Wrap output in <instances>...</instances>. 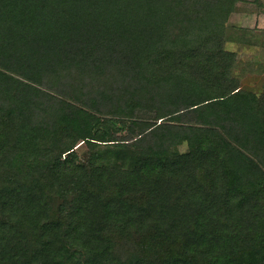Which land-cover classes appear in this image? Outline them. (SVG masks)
I'll use <instances>...</instances> for the list:
<instances>
[{"label": "trees", "instance_id": "trees-1", "mask_svg": "<svg viewBox=\"0 0 264 264\" xmlns=\"http://www.w3.org/2000/svg\"><path fill=\"white\" fill-rule=\"evenodd\" d=\"M238 2L0 0V264H264V90L225 48ZM103 49L135 79L128 107L60 79ZM145 100L177 122L122 118Z\"/></svg>", "mask_w": 264, "mask_h": 264}, {"label": "rangeland", "instance_id": "rangeland-1", "mask_svg": "<svg viewBox=\"0 0 264 264\" xmlns=\"http://www.w3.org/2000/svg\"><path fill=\"white\" fill-rule=\"evenodd\" d=\"M227 24L230 33L234 35V37L232 36L231 40L225 43V48L236 52L238 63L235 72L241 75L243 88L262 92V90H264V0H239L237 9L229 17ZM113 52L114 51L110 52L107 49L98 52L95 58L99 59L100 63L103 62L104 64L100 66L102 67L100 71L94 70V66H87L85 69H79L75 72V75H70L69 71H62L60 79L64 80L66 75L71 78L74 77L76 79V86H79L83 90L93 92L95 96L94 100H97L99 105L100 101L98 99L99 96H101V92H103L108 97L113 95L114 98L110 99L109 102L115 100L118 96H122L120 102L123 105L122 107H128L129 101L127 100L125 103L123 100L129 98V94L124 96L123 94H125V92L120 89V85L121 83H123V85L131 84L129 79L133 77L131 75H120L121 73L118 72V65L109 61L111 58L109 55H114ZM96 67H98V65ZM133 83L135 85L134 78ZM144 104L145 108L139 104L136 107V115L134 114L130 117L129 115H125L127 114V108H121L125 109V114L122 115V118H127V122L129 119L133 120L131 117L150 122H177L162 120V116H168V111L166 108L162 107L161 103L153 102L150 106L145 100ZM119 107V103L116 102L114 109H119ZM116 113L119 115V111L116 110ZM39 115L43 116L42 111ZM106 116H111V113H107ZM50 119V116L45 118V120ZM125 133H127V130ZM188 146V141L182 140L177 146V149L181 152H186L189 150ZM86 149L87 145L81 143L79 150L84 157L87 155Z\"/></svg>", "mask_w": 264, "mask_h": 264}]
</instances>
